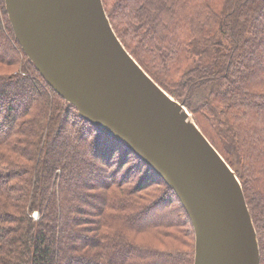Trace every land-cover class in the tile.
I'll list each match as a JSON object with an SVG mask.
<instances>
[{
	"label": "trees",
	"instance_id": "1",
	"mask_svg": "<svg viewBox=\"0 0 264 264\" xmlns=\"http://www.w3.org/2000/svg\"><path fill=\"white\" fill-rule=\"evenodd\" d=\"M102 4L127 52L184 99L235 171L264 264V0ZM1 103L0 264H193L192 225L173 190L46 84L14 38L3 0ZM68 134L74 144L63 152ZM82 178L77 199L86 208L69 212L71 181ZM63 218L71 227L59 239Z\"/></svg>",
	"mask_w": 264,
	"mask_h": 264
},
{
	"label": "water",
	"instance_id": "2",
	"mask_svg": "<svg viewBox=\"0 0 264 264\" xmlns=\"http://www.w3.org/2000/svg\"><path fill=\"white\" fill-rule=\"evenodd\" d=\"M21 51L79 117L129 149L175 193L193 264H260L240 181L194 122L114 33L102 0H3Z\"/></svg>",
	"mask_w": 264,
	"mask_h": 264
},
{
	"label": "rangeland",
	"instance_id": "3",
	"mask_svg": "<svg viewBox=\"0 0 264 264\" xmlns=\"http://www.w3.org/2000/svg\"><path fill=\"white\" fill-rule=\"evenodd\" d=\"M20 92V91H18ZM22 95V94H21ZM5 113V105L3 106V104L1 103L0 105V115L4 114ZM67 129V128H66ZM63 133H73L72 131L70 132L69 130L63 132ZM68 139H67V143L65 145H60L59 146V149L63 150L64 151H70L71 147L73 146L72 144H74V140L75 138L68 134ZM77 154L81 155L85 152V146L83 145L82 148H78L77 149ZM83 152V153H82ZM88 160H89V156L88 155H84ZM237 165L235 166V169H237ZM86 180L83 181V178L82 179H74L71 181V188H70V195H69V204H68V207H67V210L70 212L72 211L76 206L77 207H82V208H86L84 205H81L77 199V197L79 198V194L82 192L83 190V182H85ZM78 204V205H77ZM86 211H88V208L85 209ZM71 227V222L68 219L66 218H63L62 219V224H61V227H60V231L57 232V235H58V238L59 239H63L66 235L69 234L70 232V228ZM75 242H78L77 239H75ZM56 262L59 263V259L57 258L56 259ZM60 264V263H59Z\"/></svg>",
	"mask_w": 264,
	"mask_h": 264
}]
</instances>
